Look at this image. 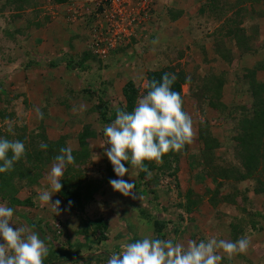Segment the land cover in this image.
Wrapping results in <instances>:
<instances>
[{
  "label": "rangeland",
  "instance_id": "rangeland-1",
  "mask_svg": "<svg viewBox=\"0 0 264 264\" xmlns=\"http://www.w3.org/2000/svg\"><path fill=\"white\" fill-rule=\"evenodd\" d=\"M27 2L28 6L17 12L14 2L0 0L2 137L13 141L21 137L27 151L45 137L47 143L60 141L80 154L78 135L87 128L95 136L88 140L87 155L81 161L84 177L88 181H102L112 173V178L117 179L104 155L108 145L103 128L114 119L102 123L101 113L110 118L117 108L124 107L121 92L128 81L135 84L141 98L147 72L161 69L183 71L194 78L181 88L184 110L192 119L193 136L187 152L175 166L150 173L155 182L141 184L133 191L135 195L127 197L105 184L95 193V202L82 214L65 213L60 205L56 214L36 199L48 187V173L54 161L42 164L43 177L36 186L13 182L16 198L29 199L33 206L13 205L0 199V203L14 209L13 227L32 229L34 225L29 223H38L46 246L57 249L58 243L83 240L75 232L82 229L86 219L101 215L109 222L121 221L120 213L131 203L125 210V219L136 222L131 225V233L139 239L146 235L153 237L151 225H142L140 213L169 221L165 240L185 246L190 240L210 237L233 241L235 226L238 236L242 229V236L248 239V249L230 258L221 252L224 258L220 264H264V200L253 193L255 184L246 181L220 185L210 177L216 167L226 168L238 162L233 137L241 114L234 110L252 102L242 75L245 69L264 59V49L254 57L240 58L235 42L219 32L224 19H217L209 11L210 0H119L111 7L105 0H68L65 4H57L55 0ZM245 5L250 14L236 19L240 21L238 29L246 34L254 31L252 46L258 47L264 44V0ZM228 16L231 18L230 13ZM216 45L229 50V61L215 51ZM84 54L89 57L85 62L87 69L78 66ZM69 59L71 67L66 66ZM52 63L56 66L52 67ZM212 76L221 79L223 85L219 97L208 95V100L214 101L210 107L208 100L199 96ZM255 80L264 83V70L256 71ZM36 109L43 114L42 118L37 117ZM200 127L218 143L204 158L198 138ZM125 167L130 171L123 179L133 182L136 168ZM142 190L143 195L138 193ZM223 198L227 201H221ZM186 200L195 203L192 212L185 211ZM54 201L55 195L50 203ZM108 226L107 242L101 247L94 244L91 253L106 250L110 257L130 242L125 225Z\"/></svg>",
  "mask_w": 264,
  "mask_h": 264
},
{
  "label": "trees",
  "instance_id": "trees-1",
  "mask_svg": "<svg viewBox=\"0 0 264 264\" xmlns=\"http://www.w3.org/2000/svg\"><path fill=\"white\" fill-rule=\"evenodd\" d=\"M68 0H55L57 4H65ZM211 9L209 11L213 16H216L217 19H224L221 22V29L219 32L222 37L227 38L235 42V46L240 50V58L248 56H256L264 49V44L259 45L258 47L252 46L254 39V31L250 34H246L244 30L238 29L240 26V21L236 19L241 17L242 19L249 17L250 12H248L245 4L252 5L257 4L261 0H237L235 3H230L226 0H210ZM16 5L14 8L16 11H20L26 5L28 6L27 0H10V3ZM25 2V3H23ZM222 2V3H221ZM23 3V6L20 5ZM228 13L231 14V18L228 16ZM227 16L226 18H222ZM241 19V20H242ZM236 20V21H235ZM241 28V27H240ZM225 29V30H223ZM7 35V33H5ZM215 51L223 58L229 61V50L224 48V46L216 45ZM88 54H84L80 60L78 66L81 69H87L85 64L88 59ZM71 60L69 59L66 62V66L71 67ZM52 67L56 64L52 63ZM264 70V59L254 64L251 68L245 69L242 78L247 85V90L250 92V97L252 102L249 106L239 107L235 109L237 113L241 114V119L236 121L237 127H235L236 135L233 137V142L236 144L238 162L236 165L228 166L226 168L216 167L215 171L210 172V177L217 182L218 184H223L225 182L232 183H243L246 181H252L255 184L252 189L253 193L257 196L263 197L264 200V83H259L255 80L256 71ZM164 73H174L176 75V81L172 85V90L177 91L181 94V88L183 85L192 83L194 81L193 77L187 76L183 71L174 72L169 69L153 70L148 71L146 74V86L143 91V96L149 90L148 85L151 81L155 80L160 81ZM207 83L203 86V93L199 96V99H209L212 97H219L221 95V89L223 81L214 76L211 79L206 80ZM0 92V98L1 94ZM122 97L124 100V107L121 110L131 112L134 106L137 103L138 98L140 97L139 90L132 81H128L122 87ZM209 95V96H208ZM208 105L210 107L214 106V101L212 99L208 100ZM184 110V107H183ZM185 111V110H184ZM116 112H112L110 118L105 117V113H101L102 123H108L111 120L115 119ZM3 117L0 112V120ZM201 126H206L205 124ZM95 133L89 131L87 128H84L78 135V145L80 148V154L72 152L74 160L70 165L65 166V171L63 172L62 177V188L60 193L55 194V199L60 201V209H63L65 213H84V210L91 203L95 202V193L99 191L105 184L109 183V180L112 178V173L103 179L102 181H88L83 175L81 167L84 162H81L85 159L88 140L94 138ZM0 137L1 134H0ZM8 140L11 138L3 137ZM37 141L32 146L31 151H27L25 148V155L13 165L11 171L0 174V199L7 200L10 204L18 206H33L29 199L19 200L16 198L17 190L13 185V182L21 181L24 183V186L31 187L36 186L39 183L40 179L43 177V171L41 166L44 163H47L51 160L54 161V157L59 154V150L64 147L63 143L60 141L54 143H47L45 137ZM199 141L203 146L202 155L203 158L212 153L214 149L218 147L217 140L212 137L208 132L204 131L203 127H200L198 134ZM16 140L21 141L24 144V141L21 137L16 138ZM48 145L46 150H43L39 147L41 143ZM25 147V146H24ZM188 150V144L185 145L184 149L180 152H169L162 157L160 162L161 166H156L155 161H146V170L139 171L136 169V179L133 181L135 189H137L141 184H148L150 182H155L152 180L149 175L153 170L161 168V170L168 171L175 166L180 157L185 154ZM85 161V160H84ZM127 165V164H126ZM125 165V166H126ZM130 165V164H129ZM133 167V166H132ZM211 170H214L212 165H210ZM176 167H174V170ZM163 171V172H164ZM111 172V171H110ZM174 172V171H173ZM173 175V173H168ZM133 190V191H134ZM135 192V191H134ZM139 194H145V191H139ZM190 194V191L187 192V195ZM221 201L226 202L227 199L223 198ZM212 203H216L215 201ZM131 203H128L126 209L130 207ZM195 206L194 202L186 200L184 208L186 212H192L193 207ZM120 213L123 219L121 221H115V225H125L127 227L126 234L130 242L138 240L137 236H134L132 232L131 225H136V222H129L125 219V210ZM140 219L144 222L142 225H151L153 229V237L165 239V230L169 224V221L164 219H154L150 216H146L143 213L139 214ZM148 219V221H147ZM109 220L105 219L103 216H95L93 219H86L83 222L82 229L75 232V235H79L83 240L75 239L74 242L67 241L66 245H60L58 243V248L47 247L49 250L47 258L43 261V264H84V262L89 263L91 260L102 262L106 264L107 259L109 258L107 253L102 255H94L91 253L93 251V245H99L107 242L108 240V230H109ZM34 225L41 232L42 229L38 223H29ZM233 226V225H232ZM255 229L256 225H250ZM33 227V226H31ZM235 227L232 228V240L235 241L238 238H244L242 236L243 231L239 229V236L236 233ZM238 230V229H237ZM60 233H58L59 236ZM135 234V233H134ZM45 238V237H44ZM43 239V238H42ZM46 239H44L45 242ZM70 247L72 249H70ZM89 251V255L85 258L81 257L82 253Z\"/></svg>",
  "mask_w": 264,
  "mask_h": 264
},
{
  "label": "clouds",
  "instance_id": "clouds-1",
  "mask_svg": "<svg viewBox=\"0 0 264 264\" xmlns=\"http://www.w3.org/2000/svg\"><path fill=\"white\" fill-rule=\"evenodd\" d=\"M176 78L174 73H164L159 82L151 81L149 90L137 100L131 112L117 108L115 119L103 128L108 145L104 155L118 177L109 180V185L125 197L135 195L134 183L131 179H123L130 171L126 164L145 171L146 161L160 163L165 154L180 152L191 143L192 119L183 110L181 94L172 90ZM36 112L37 117L42 118L39 109ZM39 147L46 150L48 145L42 142ZM24 155L21 141L0 137V174L11 171L14 163ZM73 160L72 149L61 148L48 173V187L36 197L56 214L60 201L50 203V200L60 193L65 166ZM13 220L14 209L0 203V264H43L49 253L44 239L34 228L13 227ZM248 245L246 237L235 241L210 237L190 240L185 246L146 235L126 243L119 252H113L106 264H220L224 258L221 252L230 258L236 253H245Z\"/></svg>",
  "mask_w": 264,
  "mask_h": 264
},
{
  "label": "crops",
  "instance_id": "crops-1",
  "mask_svg": "<svg viewBox=\"0 0 264 264\" xmlns=\"http://www.w3.org/2000/svg\"><path fill=\"white\" fill-rule=\"evenodd\" d=\"M109 225H115V222H110ZM99 247H101V246H99ZM106 253L108 254V251L101 250V251L95 252L94 255H102V254H106ZM81 257H82V255H81ZM83 258H85V256ZM96 263H102V262H99V261L97 262V261H95V259L91 260L89 263L84 262V264H96Z\"/></svg>",
  "mask_w": 264,
  "mask_h": 264
},
{
  "label": "built area",
  "instance_id": "built-area-1",
  "mask_svg": "<svg viewBox=\"0 0 264 264\" xmlns=\"http://www.w3.org/2000/svg\"><path fill=\"white\" fill-rule=\"evenodd\" d=\"M108 2V5L111 7V5L115 6L116 3H119V0H105Z\"/></svg>",
  "mask_w": 264,
  "mask_h": 264
},
{
  "label": "water",
  "instance_id": "water-1",
  "mask_svg": "<svg viewBox=\"0 0 264 264\" xmlns=\"http://www.w3.org/2000/svg\"><path fill=\"white\" fill-rule=\"evenodd\" d=\"M34 228V230L37 232V234L39 235L40 238H43L41 231L37 228V227H32V229Z\"/></svg>",
  "mask_w": 264,
  "mask_h": 264
}]
</instances>
